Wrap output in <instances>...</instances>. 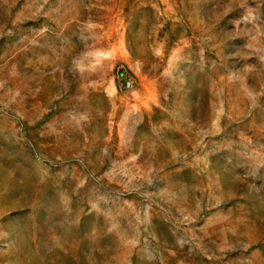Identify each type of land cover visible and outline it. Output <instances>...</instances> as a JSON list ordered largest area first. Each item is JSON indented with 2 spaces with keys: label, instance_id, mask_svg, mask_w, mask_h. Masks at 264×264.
I'll list each match as a JSON object with an SVG mask.
<instances>
[{
  "label": "rangeland",
  "instance_id": "rangeland-1",
  "mask_svg": "<svg viewBox=\"0 0 264 264\" xmlns=\"http://www.w3.org/2000/svg\"><path fill=\"white\" fill-rule=\"evenodd\" d=\"M0 264H264V0H0Z\"/></svg>",
  "mask_w": 264,
  "mask_h": 264
}]
</instances>
